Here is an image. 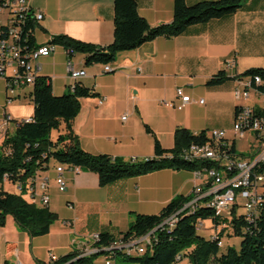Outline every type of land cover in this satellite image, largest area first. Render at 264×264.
<instances>
[{
	"label": "crops",
	"instance_id": "1",
	"mask_svg": "<svg viewBox=\"0 0 264 264\" xmlns=\"http://www.w3.org/2000/svg\"><path fill=\"white\" fill-rule=\"evenodd\" d=\"M27 1L44 14L34 29L36 44L47 43L57 34L102 46L113 40V0ZM137 11L150 26L170 22L173 0H137ZM231 59L234 63L226 67ZM38 62V76L48 77L53 94L66 92L70 79L65 51L56 46ZM70 62L76 69L85 68L86 75L78 81L97 93L80 98V109L72 122L73 132L87 152L145 159L154 155V137L162 148L171 149L179 126L207 134L223 129L231 137L234 108L240 104L234 97L240 80L232 77L248 68H264V0H245L228 16L120 52L111 62L112 72H103L102 64L85 65L81 53H75ZM220 70L232 79L206 85ZM178 87L192 98L181 108L175 94ZM32 88L24 86L7 102L6 82L0 77V116L6 113L14 120L31 117ZM5 125L6 121H0V143L9 133L8 125L4 134ZM61 133L63 127L53 131L51 138L55 140ZM52 165L40 175L50 177L48 208L57 214V220L46 234L30 236L8 215L0 226V264H50V254L59 258L84 252L94 242L90 234L118 236L136 214H158L171 199L191 195L194 187L204 182V176L192 171L164 168L100 186L96 173L77 167L74 172L64 171L67 188L60 192ZM64 220L72 225H65ZM92 264H105V256H98Z\"/></svg>",
	"mask_w": 264,
	"mask_h": 264
},
{
	"label": "trees",
	"instance_id": "2",
	"mask_svg": "<svg viewBox=\"0 0 264 264\" xmlns=\"http://www.w3.org/2000/svg\"><path fill=\"white\" fill-rule=\"evenodd\" d=\"M245 0H198L187 4L186 0H173V15L170 22L150 26L137 11V0H113V40L108 45H98L75 39L66 34L52 35L47 44L61 47L68 59L75 53L84 55V64H107L115 60L118 53L136 49L144 42L157 37L171 38L183 34L195 24H204L212 19L222 18L241 8ZM35 21L32 14L22 27L20 45L26 49L37 46L34 38ZM249 82L250 86L264 93V68L252 67L232 77ZM231 77L220 70L206 82L208 86L224 83ZM259 82H256V79ZM97 93L83 86L79 81L73 89L55 95L46 76H37L31 91L33 114L28 122H21L10 134L6 121L4 136L1 140L0 182L7 175L13 183L22 184L36 170L45 171L50 163H59L92 171L98 175L100 186H107L121 179L137 177L164 168L198 171L209 168L214 162L208 159L190 160L183 153L192 143L211 148V138L205 130L193 133L185 127H176L173 133V147L164 149L154 137V155L145 159L125 160L108 154H92L83 150L73 132L72 122L80 109V98L92 97ZM237 111V105L234 112ZM63 127V133L55 140L53 131ZM149 131V129L147 128ZM233 142L231 152H235ZM7 151H10L7 153ZM212 163V164H211ZM205 165V166H204ZM209 166V167H208ZM189 196L171 199L158 214H136L128 228L118 236L100 232L99 238L91 246L98 251L83 255L71 252L57 258L50 264H92L98 256L110 257L114 264L126 262L133 264H173L180 254L189 264H264V208L251 222L244 214L235 215L229 221L234 235L241 236L239 248L228 246L221 250L222 230L215 237L204 238L196 232L197 222L211 219L214 229L226 218L218 215L215 208L201 206L190 212H181L171 228L160 226L189 201ZM10 215L20 229L30 236L46 234L58 216L48 207L37 206L25 200L21 194L0 188V226ZM150 234V242L144 252L128 253L113 246L116 240L124 243L139 244L143 235ZM221 244V246H219ZM110 247V249H107ZM4 264H11L5 262Z\"/></svg>",
	"mask_w": 264,
	"mask_h": 264
},
{
	"label": "built area",
	"instance_id": "3",
	"mask_svg": "<svg viewBox=\"0 0 264 264\" xmlns=\"http://www.w3.org/2000/svg\"><path fill=\"white\" fill-rule=\"evenodd\" d=\"M32 14L35 27L43 19V12L33 9L27 0H0V77L6 82V100L11 101L17 96V91L24 86H33L38 76V59L47 56L56 46L47 43L37 44L35 48L26 49L20 45L21 30L28 15ZM234 60L227 62L226 67H231ZM103 72H112L114 68L111 63L102 64ZM67 71L70 82L67 89H73L76 82L86 75L85 68L76 69L68 59ZM259 82V79H256ZM181 108L192 101L189 94L183 88L175 90ZM234 97L240 104L234 112L231 127V137H228L223 129L211 130V148L206 151H198L197 143L190 144L189 149H185L183 155H190L197 160L208 159L215 161L214 169L202 168L201 171H194L198 176H204V182L197 185L191 192V198L186 202V207H181L172 217V223H164L163 227L171 228L175 225L178 215L181 212L194 211L204 204H211L221 210L230 212L238 205L243 206V214L248 221H253L264 208V93H260L250 86L249 82L240 81L234 89ZM244 101V103H241ZM203 103V100H199ZM30 118L14 120L9 114L3 113L0 121H9V134L21 123L28 122ZM122 119H125L123 117ZM253 137L250 152L247 155L241 154L238 149L231 152L233 142L237 138H242L245 133ZM10 151H7L9 153ZM55 173L54 181L58 191L64 192L67 188L64 171H76L77 167L53 163ZM36 170L24 184L14 183L18 194L25 197L30 203L38 206V202L49 204L50 177ZM10 181L7 175L3 176L2 183ZM12 182V181H11ZM16 193V192H15ZM72 207V205H68ZM222 217V216H221ZM199 222V223H198ZM197 222V228L203 225L202 221ZM64 224L71 226L70 220H64ZM221 226V228L219 227ZM225 223L221 222L217 228L213 229L211 237H215L217 230L224 228ZM214 228V226H213ZM149 232L140 238L139 244L124 243L116 240L113 244L116 248L124 249L126 252L141 254L144 246L150 242ZM98 233H92L89 239H98ZM218 242H222L219 239ZM107 249H110L108 247ZM98 251L97 247L91 246L84 251L83 255H88ZM181 255L176 257V261L181 260ZM57 258L50 254L49 262L53 263ZM17 264H22L18 262ZM105 264H114L110 257H105ZM189 264V262H188Z\"/></svg>",
	"mask_w": 264,
	"mask_h": 264
},
{
	"label": "rangeland",
	"instance_id": "4",
	"mask_svg": "<svg viewBox=\"0 0 264 264\" xmlns=\"http://www.w3.org/2000/svg\"><path fill=\"white\" fill-rule=\"evenodd\" d=\"M3 16V15H2ZM1 16V17H2ZM0 17V18H1ZM28 109V108H27ZM253 142V137L248 133V131L245 133V135L242 138H237L236 145L237 149L241 154L247 155L248 152H250L251 143ZM0 153H1V143H0ZM0 188H3L5 191L9 192H16L18 193L16 186L13 182L7 181L5 183L0 182ZM261 189H264L262 187ZM244 209L242 205H238L235 209V215H239L243 213ZM218 215L222 216V218H226L224 220L225 226L222 228V234H221V240L223 242V246L221 247V250H225L228 246H233L236 249L239 248L241 236L234 235L232 232V228L230 226L229 221L233 217L232 214H230L229 211L226 209H219L217 210ZM202 221L203 225L199 228H197L196 232L199 236H202L204 238H209L213 234V223L211 219H203ZM223 222V221H221ZM199 223V222H198ZM221 228V226H219ZM118 264H133V263H126V262H118ZM173 264H188V259L183 257L180 261H176Z\"/></svg>",
	"mask_w": 264,
	"mask_h": 264
},
{
	"label": "bare ground",
	"instance_id": "5",
	"mask_svg": "<svg viewBox=\"0 0 264 264\" xmlns=\"http://www.w3.org/2000/svg\"><path fill=\"white\" fill-rule=\"evenodd\" d=\"M39 71H40V65L38 63V72ZM207 136L209 138H211V132L209 134H207ZM235 146H236V149H237L236 142H235ZM189 148H190V146L187 147L186 149H189ZM197 149H198V151H206V149H210V148H206L204 145L197 144ZM184 157L185 158H188L190 160H197L196 158H193V156H190V155H184ZM211 161L214 162V164L211 163L212 165L210 167L208 166L209 168H207V169H214L215 168V161L214 160H211ZM204 168H206V167H204ZM198 171H201V170H198ZM38 204H40L41 206H45L46 205L45 202H38ZM204 205L209 206V207H212V208H215L216 210L218 209L215 206H211V204H204ZM183 207H186V203L183 205ZM190 212H192V211H190ZM174 215H172L171 217H169L168 219H166L164 221V223H172V217H174ZM162 225H163V223L160 226H162ZM92 240L96 241L97 239H92ZM219 246H221V244H219Z\"/></svg>",
	"mask_w": 264,
	"mask_h": 264
}]
</instances>
